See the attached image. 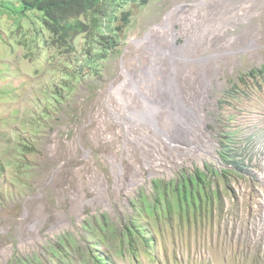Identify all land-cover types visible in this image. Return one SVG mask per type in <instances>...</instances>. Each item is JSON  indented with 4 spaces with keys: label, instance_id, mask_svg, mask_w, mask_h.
I'll return each instance as SVG.
<instances>
[{
    "label": "rangeland",
    "instance_id": "374dc122",
    "mask_svg": "<svg viewBox=\"0 0 264 264\" xmlns=\"http://www.w3.org/2000/svg\"><path fill=\"white\" fill-rule=\"evenodd\" d=\"M193 2L126 3L130 15L119 45L96 71L75 77L63 75L66 56L44 41L47 32H36L31 19L21 26L33 52L26 56L15 23L0 18V61L6 63L0 70V264H264V86L219 106L239 73L264 64V0ZM186 3L183 15L198 20L186 31L198 35L182 91L189 98L206 92L204 130L214 152L183 155L176 136L177 152L163 145L166 162L158 161L170 173L157 168L148 176L153 167L144 164L142 150L131 141L123 145V126L109 110L121 113L122 104L110 88L123 79V68L132 71L137 55L148 63L147 50L134 40ZM82 44L76 38L77 52ZM131 154L143 181L128 190L130 176L137 179ZM108 155L122 166L118 188L120 168H112ZM92 173L104 179L97 181L105 184L101 199L110 208L83 203L76 219L70 209L96 194ZM59 212L71 226L49 233ZM32 217L42 219L40 239Z\"/></svg>",
    "mask_w": 264,
    "mask_h": 264
},
{
    "label": "bare ground",
    "instance_id": "6f19581e",
    "mask_svg": "<svg viewBox=\"0 0 264 264\" xmlns=\"http://www.w3.org/2000/svg\"><path fill=\"white\" fill-rule=\"evenodd\" d=\"M202 1L195 0L192 5L197 6ZM188 6L189 4L186 3L174 7L166 13L159 24L153 26L154 32L134 40L135 44L147 50L145 56L148 57V63L141 64L139 62V55H137L135 58L136 64L132 67V71L129 72L126 69L128 67L123 68V79L115 87L110 88L111 91L115 90L122 104L121 113L117 112L111 105L109 110L112 116L118 119L123 126V145L128 147L125 143L131 141L135 143L137 148L142 150L144 164L147 167H153L148 176L157 173V168L167 169L168 174L170 173V169L160 167L158 161L166 162L164 160L163 145L169 147V149L173 148L174 151L178 150V146L174 147L171 145L176 136L178 142L183 146L180 148V152L183 155L200 159L203 151H207L210 154L214 152L213 144L208 139L209 136L204 130L205 120L202 104L207 99L206 92L203 91V97L201 98H189L182 91L181 77L186 76L189 71L187 64L195 60L193 45L196 35H198L196 34L198 31L196 32V30L193 33L194 35L192 34V37L186 31L192 24L198 23L196 16L186 17V15H183ZM176 23L179 24V28L177 29L174 27ZM180 35L185 37V41L182 44H177L176 38ZM201 58L198 57L197 59L200 60ZM159 86L162 87V90L158 89ZM122 88L123 92H118ZM138 97L142 98L143 101L141 102ZM177 112L178 115H176ZM144 125L147 126L142 127ZM133 154L130 157L132 163L131 170L133 176H136L137 179L131 180L130 176L129 181L126 182L128 190L136 183L143 181V178L140 176L141 171L139 166L133 160ZM108 159L111 162L112 168H115V170H117V167L120 168V175L117 172L114 177L118 188L121 183L122 166L118 161H115L114 156L108 155ZM178 160H181V158H176V161ZM98 179L102 182L104 180L101 176L99 178V175L95 173H92L89 178L90 190L96 194L90 199L78 202V208L72 207L70 209V213L76 219L81 216V206L83 203L94 205L92 204L93 201L97 200L106 207H109L108 201L101 199L105 195V184H101L100 181L98 182ZM60 214L63 213H57L55 221L51 224L49 233L56 231L61 226H71V220L62 219L59 217ZM40 221L42 219L32 217L29 222L33 227V233L37 239H40L37 231L39 225L41 226Z\"/></svg>",
    "mask_w": 264,
    "mask_h": 264
},
{
    "label": "trees",
    "instance_id": "16d2710c",
    "mask_svg": "<svg viewBox=\"0 0 264 264\" xmlns=\"http://www.w3.org/2000/svg\"><path fill=\"white\" fill-rule=\"evenodd\" d=\"M146 1L0 0V18L8 17L15 23V32L20 33L19 43L27 50L26 56L33 52L26 41V32H21V26L23 20L31 19L36 32H47L44 41L54 46L61 56H66L65 61H62L63 75L75 77L96 71L99 64L119 45L120 35L130 15L124 5L128 2L144 4ZM78 37L83 38L79 52L75 47ZM5 66L6 63L0 61V70ZM65 86H68L66 81ZM262 86L264 64L239 73L237 81L221 93L219 106L249 95L253 89ZM56 94L59 95V92L56 91ZM224 153L220 155L226 160Z\"/></svg>",
    "mask_w": 264,
    "mask_h": 264
},
{
    "label": "built area",
    "instance_id": "2783aa9c",
    "mask_svg": "<svg viewBox=\"0 0 264 264\" xmlns=\"http://www.w3.org/2000/svg\"><path fill=\"white\" fill-rule=\"evenodd\" d=\"M261 193H264V192H262V191L260 192V194H259L260 197H261ZM259 200H260V198L259 199L257 198V200H255L256 206H258V208L261 207V205H262Z\"/></svg>",
    "mask_w": 264,
    "mask_h": 264
}]
</instances>
